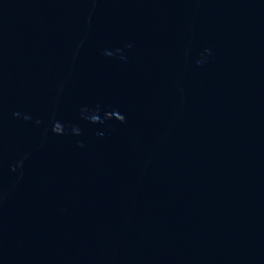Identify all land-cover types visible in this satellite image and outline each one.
<instances>
[{"label":"water","instance_id":"95a60500","mask_svg":"<svg viewBox=\"0 0 264 264\" xmlns=\"http://www.w3.org/2000/svg\"><path fill=\"white\" fill-rule=\"evenodd\" d=\"M0 264H264V0H0Z\"/></svg>","mask_w":264,"mask_h":264}]
</instances>
